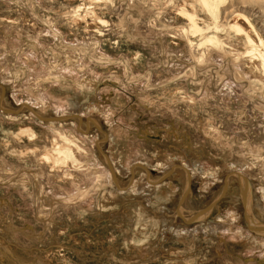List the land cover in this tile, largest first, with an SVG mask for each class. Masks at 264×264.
<instances>
[{
	"label": "rangeland",
	"instance_id": "obj_1",
	"mask_svg": "<svg viewBox=\"0 0 264 264\" xmlns=\"http://www.w3.org/2000/svg\"><path fill=\"white\" fill-rule=\"evenodd\" d=\"M182 2L0 0V84L6 87L5 102L19 108L35 98L33 107L53 117L83 107L84 119L94 117L106 132L103 153L127 166L147 160L156 164L187 153L211 173L193 180L189 203L194 209L216 191L211 184L202 190L201 183L209 184L212 176L221 182L229 163H235L251 180L264 218V75L246 57L243 38L233 36L232 17L227 23L221 16L219 23L218 36L227 43L226 51L205 44L208 31L195 36L190 47L183 32L189 22L177 13ZM253 3L264 8L262 1ZM86 6L96 9L86 12ZM256 16L252 19L259 23ZM260 33L264 37V31ZM88 81L93 91L87 89ZM22 113L26 116L17 120L20 123L0 115V264L187 263L164 262L149 245L142 250L132 245L134 214L120 213L126 219L116 240L111 237V223L97 214L102 178L110 176L94 142L103 137L99 127L93 125L89 138L79 136L91 158L76 150L83 167L69 161L56 170L55 178L50 165L40 161L41 154L69 145L59 132L72 139L77 135L73 122L52 127L29 116L31 111ZM22 126L33 127L35 135L22 137ZM142 176L144 172L137 175ZM173 180L181 182L179 177ZM232 187L221 201L223 214L238 203ZM237 226L213 247L199 250L194 239L178 248L206 251L197 264H264V249L257 248L262 239L243 244ZM72 235L77 236L76 244ZM173 240L169 234L165 248H172Z\"/></svg>",
	"mask_w": 264,
	"mask_h": 264
},
{
	"label": "bare ground",
	"instance_id": "obj_2",
	"mask_svg": "<svg viewBox=\"0 0 264 264\" xmlns=\"http://www.w3.org/2000/svg\"><path fill=\"white\" fill-rule=\"evenodd\" d=\"M89 1H91V4L113 2V0ZM182 1V5L179 6L177 13L180 18H184L187 22H189V28L184 29L183 32L186 37H189L188 41L190 47L194 45L196 39L195 36L205 35L208 31L211 32V34L208 36L206 35L205 38L207 39L205 44L207 46L211 45L214 48L220 49V51H226L227 49L225 46L227 43L222 39V37L218 36V33L221 31L219 23L220 19H222L221 16H223V22L227 23L230 22L229 18L232 17L233 20L230 22V29L233 36L243 38L246 51L245 53L247 54L246 57L252 60V66L256 69H260L264 75V37L260 33L264 31V8H255L253 3H257L259 1L264 2V0ZM85 9L87 12L88 10L94 11L96 8L86 6ZM197 9H199V11H201L204 15L203 18L198 14L199 11ZM78 11L75 13L76 17L79 15ZM255 16L259 23H256L252 19ZM259 25L261 26L258 27ZM173 38L178 37L173 35ZM174 41L176 42L177 39H174ZM236 67L240 68L238 65ZM237 77L240 78V76ZM86 87L87 89H92L94 88V84L88 81L86 82ZM6 94V87L0 84V115L4 118V120H11L14 122L19 119L22 120V116H26L22 112L28 110L33 112V114H29V116L36 117L41 124L49 123L52 127L57 124H64L65 121L73 122L74 131L77 135H75L72 139H70L64 132H59L61 139L64 137L66 139L65 140L63 138L64 142L68 141L69 145L65 147L57 146L55 150L48 148L41 154L42 156L40 161H43V163L46 162L50 165L51 173H53L55 178L56 175L54 173L57 172L56 170L60 169L61 165L64 166L70 163L69 161H71V164H74L75 166L83 167L82 164L84 162L78 159L77 154L90 156L91 153L89 154L88 150L85 149L83 145L81 146V144H79V141H81L80 137L85 136L86 138H89L93 125L99 127V130L103 133V137L94 140V142L96 141L98 150H100L103 154L102 157L104 161L101 162L103 165H107L104 170L106 169L110 176L102 178L103 189L100 196L97 198L99 200L97 205V214L102 216L103 218L101 219L104 221H109L111 223V237L114 241L121 232L119 229L121 226L120 224L124 221V219H126L127 215H131L133 217L134 214L136 219L133 222L134 230L131 234V244L138 249H141V246L143 245H149L150 251L153 252L155 249L163 255L159 258L164 260V262L182 263L176 261L180 260L187 262L184 264L199 263L198 261L203 258L204 254H206V251L200 253V248L213 247L214 243L217 244V242H221L220 237L224 235V232L234 230V227L237 226L236 224H238L237 228L239 234L242 235L240 241H242L243 244L254 243L253 241L262 239V242L260 241L261 243L259 241L257 242V248L260 247L261 250L264 249V218L259 215L257 202H255L254 186H252L251 180L245 176V172H243L244 168L242 169L241 166L237 168V165L231 162L229 163L228 168L224 171V174L221 177L219 176L222 179L221 182L218 181L220 179L215 176H212L209 184L202 182L200 185L201 189L203 188L202 190H204L207 185L209 186L211 184V186H214L216 191L213 192L212 197L205 205L202 204L200 208L194 209L189 203L191 197L194 196L192 188L194 185L193 180L195 177L197 178V176H201L203 174L206 175L204 176L205 178L209 177L211 173L203 171L200 166L196 165L195 161L193 162L191 158H189L190 156H187V153H176L173 157L169 156L170 158L168 159L162 161L158 160L156 164L146 159V162L139 161L127 166L122 159L114 156L109 157L108 154L103 153L102 147L107 140L106 132L101 128L94 117H88L86 120L84 119L85 114L83 107H72L69 110V114L53 117L48 114H43L42 112L36 110V107H33V101L35 98H32L30 102L24 101L25 103L20 104L19 108H12L5 102ZM18 123H20V121ZM65 123L67 124L68 122ZM20 132L21 133L19 134H23L22 137H24V134L35 135V130L31 126H22ZM56 132L57 131H55V134ZM150 136L152 135L150 134ZM111 142L112 141H110V143ZM54 144L55 143H53V145ZM73 147L75 148L74 152ZM38 149L36 148L35 150ZM76 150L77 154L75 153ZM253 158H256L258 161L260 160L258 156ZM92 161L94 164L96 163L95 160ZM86 163H89V161ZM155 170H163V173L156 174ZM141 172H144L145 176L138 179L137 175ZM41 176L43 175L41 174ZM174 177H179L181 182L177 184L173 180ZM215 184L218 185L215 186ZM233 185L237 189L238 203L235 206L233 205V208H230L223 214L221 208L224 207H222L223 203L221 201L225 200V198L228 197V194L232 193ZM204 186L206 187L204 188ZM168 206H171V208L169 209ZM219 210L220 213H218ZM120 213L128 214L126 216H122ZM113 220L118 221L117 224ZM169 234L174 238L171 245L172 248H165L169 242ZM240 235L238 236L240 237ZM72 237H74L72 239L76 244L77 236L72 235ZM194 239H197L195 245L198 246L199 250L196 249L191 251L188 249V252H185V250H180L178 248L182 243L187 244V241L193 242ZM223 242H226V240H223ZM127 243L131 246L130 242ZM50 255L48 254V259L51 258ZM0 257L2 258L3 256L0 255ZM66 259L67 256L65 257V260ZM62 261L64 260H61V263ZM258 261H260V258H258Z\"/></svg>",
	"mask_w": 264,
	"mask_h": 264
}]
</instances>
